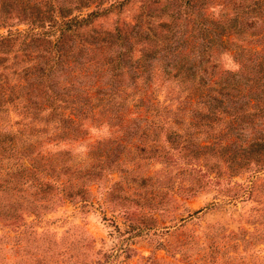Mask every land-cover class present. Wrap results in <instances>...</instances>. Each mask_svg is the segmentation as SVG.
Returning a JSON list of instances; mask_svg holds the SVG:
<instances>
[{
	"label": "trees",
	"instance_id": "trees-1",
	"mask_svg": "<svg viewBox=\"0 0 264 264\" xmlns=\"http://www.w3.org/2000/svg\"><path fill=\"white\" fill-rule=\"evenodd\" d=\"M131 1L0 0L1 220L105 171L146 187L143 159L264 166V0H140L131 21L93 25Z\"/></svg>",
	"mask_w": 264,
	"mask_h": 264
},
{
	"label": "rangeland",
	"instance_id": "rangeland-1",
	"mask_svg": "<svg viewBox=\"0 0 264 264\" xmlns=\"http://www.w3.org/2000/svg\"><path fill=\"white\" fill-rule=\"evenodd\" d=\"M140 3L131 1L93 25L131 21ZM4 118L30 120L11 108ZM74 146L73 155L88 158L86 145ZM141 164L139 171L150 176L146 187L126 182L119 170L105 171L85 183L83 197H54L51 207L20 211L14 222L0 219V264H264V166L235 172L201 158L195 174L183 162Z\"/></svg>",
	"mask_w": 264,
	"mask_h": 264
}]
</instances>
